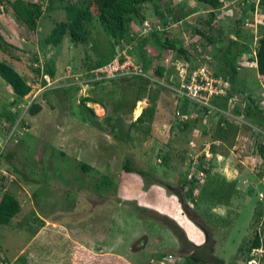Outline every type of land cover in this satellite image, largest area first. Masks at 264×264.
I'll use <instances>...</instances> for the list:
<instances>
[{"label": "rangeland", "instance_id": "rangeland-1", "mask_svg": "<svg viewBox=\"0 0 264 264\" xmlns=\"http://www.w3.org/2000/svg\"><path fill=\"white\" fill-rule=\"evenodd\" d=\"M37 1L43 12L34 35L19 26L10 5L0 1L3 37L0 59L24 76L32 87L30 93L41 106L36 114L26 112L24 120L28 127L23 135L7 139L6 130L20 111L11 87L0 76V195L7 190L21 203L12 221L0 224V264H81L78 258L84 251L88 252L83 247L99 256L108 253L116 256L109 255L105 262L92 264H154L157 257L160 264H178L184 260L182 254L186 250L179 244L172 224L187 239L192 237L196 244L188 241L208 264H246L245 255L237 251L238 246L262 226L252 227L256 203L264 208V197L259 200L260 193L264 196V162L254 143L257 139H253L252 129L240 125L234 147H221L225 154L212 157L213 169L236 168L240 181L244 182L241 177L246 176L247 182L255 185L245 205L241 207L243 197L238 195L229 198L232 204L229 207L218 203L215 199L219 198L218 192L211 206L212 194L217 189L215 182H209L196 207L188 206L185 190L190 185L185 184V178H194L188 153L200 154L206 145L210 146L217 115L200 111L195 121L191 115L197 112L193 101L184 104L183 100L174 99L172 102L168 93H157L152 101L149 97L137 101V80L86 82L87 72L105 63L114 50L102 24L95 19L98 17L87 22L83 41H72L66 34L58 45L47 44L44 39L52 27L66 19L65 6L85 3L84 0ZM155 1L161 15L156 14L149 1L142 6L144 26L139 21L133 22L134 31L148 39L144 51L152 56L149 71L155 72L168 57L164 75L170 76L174 72L172 62L183 59L179 53L148 38L149 34L145 35L149 26L160 21L163 28L157 34L161 41L167 36L176 45L192 48L194 61L208 54L217 64L214 56L219 47L227 45L229 38L247 45L240 53L242 60L237 63L241 69L238 80L231 85L233 96L240 104L246 103L245 98L257 102L264 96V77L248 61L260 35L263 15L259 3L258 9L251 11L248 7L259 0H244V5H239L243 0L225 1L217 11V23L211 28L207 26L209 13L205 3ZM188 13L192 14L184 18ZM241 18L244 22L240 24L237 20ZM168 19L170 23L165 24ZM176 19L180 22L175 23ZM236 27L240 28L237 36L231 32ZM198 29L215 35L213 43L198 35ZM35 68L41 74H35ZM47 80L51 83L46 86ZM67 83L75 84L77 89L65 88ZM54 86L62 87L52 89ZM44 88H51L45 96L41 95ZM84 96L97 100L81 103ZM138 103H141L140 113L147 107L154 108L151 121L146 123H149L146 133L131 126L140 114L135 113ZM173 103L184 104L186 114L176 115L177 106ZM229 114L237 113L229 110L224 114L231 119ZM245 120L264 128V119L245 117ZM164 154L168 156L167 162L162 160ZM211 155L209 151L208 156ZM126 159L130 161L131 172L123 169ZM85 164L90 168H84ZM242 167L251 173L242 172ZM250 175L256 184L250 182ZM103 177L109 179L110 185L105 180L107 185L100 183ZM243 185L242 188L247 184ZM198 188L200 185L195 187L196 191ZM229 188L230 185L226 186L227 191ZM169 252L174 254V259L165 261ZM254 256L256 264H264V249L256 251Z\"/></svg>", "mask_w": 264, "mask_h": 264}, {"label": "trees", "instance_id": "trees-1", "mask_svg": "<svg viewBox=\"0 0 264 264\" xmlns=\"http://www.w3.org/2000/svg\"><path fill=\"white\" fill-rule=\"evenodd\" d=\"M5 1H6L5 3H8L10 5L15 15L16 23L19 26L25 27L27 30L31 32L32 35H34L37 30V20L39 19L40 15L43 12L40 2L37 0H5ZM149 1L153 3L156 14L161 15V11L158 8V3L155 0H84L85 5H81V3L79 2L69 3L65 6L66 19L57 22L52 27L49 34L45 37L44 41L47 44L58 45L63 40V37L66 34L70 36L72 41L75 42L83 41L86 38L87 22H89L90 19L93 18L94 16L95 17L97 16L98 18L95 19H98L102 24L104 31L109 36V41L111 43V46L114 49L111 57L106 62L111 60L119 51L126 50L127 53L130 56H132L133 60L136 63L142 65V68L146 73L153 75V77L154 78L156 77L157 80H150L141 76H125V77H117L113 79H100L93 81H103V80L111 81L117 79L118 80L132 79L135 81L137 80V82H135L136 83L135 86L137 89L135 100L138 101L142 98L149 97L151 99L150 101H152L154 95H157V93L159 94L168 93L171 97L172 102L174 101V99H176L177 101L183 100L182 103L185 104L187 102H190V100L186 96L179 94L175 89H170L168 86L159 83V81L165 80V83L167 85L176 86L178 88L179 86H177L178 83L175 76L170 77L172 74H169L170 76H165L164 74L166 70L165 67L162 65H158V67L154 70L155 72L148 70L152 62V56H150L148 53L144 51L146 41L148 40L146 38L147 36L145 37L144 34L137 33L130 26V21L133 22L139 21L140 23H142V26H144L143 18H145V14L142 12V6ZM192 1L202 2L207 4L208 6L207 13H209L208 14L209 16L206 21H207V26L211 28L213 27L214 23H217V11L223 7L225 1L227 0H192ZM258 3L262 6V12H263L261 18L262 21L260 24L261 30H260V35L257 38L256 47L252 53L253 57L250 59L255 62V68L258 75L264 77V0H259L256 3V5L255 3L251 2L248 9L251 11L256 8L258 9V5H257ZM239 5H244V0L243 3ZM241 7L246 8V6H241ZM170 21L171 19H168L165 24L170 23ZM237 21L240 24L241 21L242 23L244 22L243 18H241L240 21L239 20ZM174 22L177 23L179 22V20L176 19V21ZM157 25H159V27H157ZM164 26L166 27V25ZM162 28L163 26L162 24H160V21L155 22L151 26H149V28H147V34L145 35L149 34L148 38L152 37L154 41L164 44L165 49H170L172 51H175L179 53L183 58V59L177 58L175 60L190 62V66L192 68L198 66L200 63H202V61L203 62L205 61L206 66L214 76H218V77L221 76L228 81V88L226 90L225 95H213L210 98L211 106H214L215 108H219L220 111H216V109L211 111L210 107L202 108L201 106H198L196 103L192 102L196 107L198 106V108L196 107L194 108L196 109L197 112L191 114L195 116L194 118L195 121L197 120V116L199 115L200 111L202 112V114L213 112V115H217L218 119L216 122L215 133L211 135L212 139H211L209 151L212 155L207 157L204 154H202L199 157L198 162L195 164V166H193L196 172L203 171L204 180L203 182H201V184H197L198 180L195 179L193 173L192 175L194 176V178L192 176L186 177L185 184L188 183L190 187L187 191H185V196L188 198L189 202L193 203L192 207L194 208L196 207L197 204L194 201L195 200L194 195H196L195 192L197 193L198 196L196 198L198 202L200 200L199 197L201 196V194L204 193L205 188H208L207 184L209 182H215L216 186L214 187V189L216 188L217 191L214 192V190H212V193L213 192L214 193L212 194L211 206L212 204H215L213 197H216V195L217 194L219 195L220 193L219 198H215L218 199V203L225 204L229 207L232 205L230 203L231 200L229 198L232 199V197L238 195L240 196V198L243 197V199H241L242 202L240 201L241 207H243L247 201L246 198L248 197L252 189L250 187L249 189H246V187L242 188V186L240 187L239 185H237L235 180H228L224 174L213 169L212 157L213 156L217 157L219 153H221L222 155L225 154L224 150H221V147L226 149L234 146L236 142V137L240 130V125H242L239 124L237 121L231 120L226 115H224V111L226 112L227 110H233V112L241 115L243 119H245V117L251 120L264 119V110L261 109L259 105L255 103L250 97L245 98L246 99L245 104L235 103L234 101L232 102V104L229 103V100L233 97V94H235V91L232 90L231 85L233 86V83H236V80H238L240 75L241 68L237 64L239 59L242 60L240 53L243 51L245 46L247 47V45L240 44L238 43V40L229 38L227 45L225 47L224 46L219 47L217 51V56L216 57L214 56V58L217 59V64L213 62L212 55H210V58L207 60L201 58L198 61H194L192 59V55L194 54L190 52V50L192 51V48H189L188 46H183L181 44L176 45V43L170 42L167 36L162 38L164 42L161 41L157 33ZM196 31L198 35L203 36L209 43L211 44L213 43L215 35L213 34L207 35L202 31H200L199 29ZM231 32L235 36L240 35V28L236 27L235 29L231 30ZM1 40H3V37L0 35V49L3 48L1 44ZM134 43L136 44L131 46ZM233 48H235V50ZM105 63L100 64V66L104 65ZM91 70L87 72L86 74L87 78H91L93 76ZM34 71L35 74L40 73L39 68H35ZM0 76L11 87L12 93L14 94V98H13L14 101L16 99L17 101L23 99V97L27 95L32 89L31 85L26 81V79L21 73H19L12 65L7 63V61L1 59H0ZM166 77L167 79H164ZM44 85H46V82L44 83ZM57 87H62V86H54V88L52 89H56ZM76 87L77 86L73 83H67V86L65 88L70 90H76L77 89ZM48 89H44L41 95L45 96V94L48 92ZM149 91L151 92V94H149ZM90 100L94 101L97 99L89 96H84L81 98V103H85ZM182 103H179L180 105H174L173 103L174 107L177 106L174 110L175 114L176 112H179L181 115L186 114V110H185L186 108H184V104ZM239 104L240 107L237 106ZM89 109L93 111L92 108ZM40 110H41L40 103L37 101V98L35 97L28 109V112L30 114H36ZM221 111H223V114ZM153 112H154V108H150V107H147L146 109L142 110V112L137 116V118H135L131 122V126L135 127L136 129L140 128L141 130H145L146 133L149 130V126H148L149 123L148 125L146 123L151 121ZM23 124H26V126L28 127L27 121L23 120ZM184 125L186 126L187 123L185 122ZM253 136H255L254 132H253ZM254 138L257 139L254 140V143L257 145V150L259 152V155L261 156L264 162V144L259 140L258 137H254ZM162 160L163 162H167L168 156L165 154L162 155ZM83 167L86 169L90 168L89 165L86 164L83 165ZM123 169L127 172H131L133 170L130 161L128 159L125 160L123 164ZM189 169L190 170L192 169V165H189ZM105 178L106 177H103L100 183L103 182V184L106 183L109 184L110 182L109 179L108 178L105 179ZM103 180H105L106 183ZM197 185H200V189L198 188V190L196 191L195 187ZM229 185L230 188L227 191L226 186ZM259 200L261 199L259 198ZM209 202L208 204H210ZM189 204L188 206H190ZM20 209H21V203L19 199L16 197V195L12 192L4 190L0 195V224H5V225L9 224L13 220V218L19 213ZM263 215H264V208H262L261 204H258L257 202L253 211L252 227L258 228L257 227L258 225H262L263 227L262 226L259 227L258 231L255 230L251 238L246 239L243 243H241L238 246L237 251L242 252L245 255V259H244L245 261L251 259L255 254V252L258 251V249H264ZM36 219L38 218L35 217V221ZM171 226H173L176 232L175 234L179 239L181 246L183 247V249L186 250V253L184 254V260L182 259L180 262L177 263L207 264L208 262L205 260L202 254H200V252L197 253L198 252V250H196L197 248H193L195 246H193V244L188 241L185 234L181 230H178V228L173 224ZM168 254H172L174 256V254L171 252L167 253V255ZM107 256L104 255L93 256L89 252L84 251L77 261L81 262V264H92V262H105V258ZM1 259L2 261H7V258H1ZM22 261L23 259L21 260V262ZM232 264H238V262H233Z\"/></svg>", "mask_w": 264, "mask_h": 264}, {"label": "built area", "instance_id": "built-area-1", "mask_svg": "<svg viewBox=\"0 0 264 264\" xmlns=\"http://www.w3.org/2000/svg\"><path fill=\"white\" fill-rule=\"evenodd\" d=\"M157 27L159 26L157 25ZM251 57H253V54L251 55ZM202 58L207 60L210 58V55L203 54ZM166 61H169L168 58H166ZM248 61H251L250 63L255 65V62L250 58ZM172 64L174 66V73L170 77L175 76L178 83L177 86L179 87L177 88L176 86L167 85L165 83V80L159 81L160 84H164L170 89H175L179 94L186 96L189 100H192L194 103H196L198 106H201L202 108L210 107L211 111L214 109H216V111H220L219 108L211 106L210 98L213 95L226 94V90L228 88V81L226 79L221 76H214L206 66L205 61H202V63H200L195 68H192L190 66V62L182 60H175L172 62ZM91 72L93 73V76L91 78H86V82H92L93 80L100 79H113L125 76H141L150 80H157V78H154L153 75L146 73L143 70L142 65L136 63L133 60L132 56H130L126 50L119 51L111 60H109L102 66L92 69ZM50 83L51 81L47 80L46 86ZM27 95H29V97L25 95L23 99L17 102L16 106L19 109L20 113L9 127V130H6L7 139L11 136L14 138L16 136H21L27 130V126L26 124H23V120L25 118L26 112H28V109L33 99L35 98V96L32 95V93L30 92ZM233 101L236 103V99L234 98V96L229 100V103L232 104ZM255 103H257L259 107L264 110V96ZM221 112L223 113V111ZM226 112H229V110H227ZM226 112L224 111V114H226ZM176 115H178L179 117L182 116L179 112H176ZM229 115L232 117V120L237 121L239 124L246 125L247 127L249 126L255 134L253 138L258 137L259 140L264 144V140H262L264 139V128L256 127L255 125L243 119V117L239 114ZM209 148L210 146L206 145V147L203 148L205 151L200 152V154L196 152L188 153V161L190 162L189 164L192 165L191 173L194 174L195 179L198 181L204 179V173L203 171L196 172L193 166H195V164L198 162L199 157L202 154L209 157ZM259 197L260 199H262L264 196L262 193H260ZM173 259L174 256L172 254H168L166 255V257H164L165 261H172ZM160 263L161 262L159 261V258H157L156 262H154V264ZM246 264H256V257L253 255L251 259L246 261Z\"/></svg>", "mask_w": 264, "mask_h": 264}, {"label": "crops", "instance_id": "crops-1", "mask_svg": "<svg viewBox=\"0 0 264 264\" xmlns=\"http://www.w3.org/2000/svg\"><path fill=\"white\" fill-rule=\"evenodd\" d=\"M192 13H190V14H188V15H186L185 16V18H187L189 15H191ZM180 22V21H179ZM130 26H131V28H133V29H135V25L133 24V21H130ZM190 52H191V50H190ZM166 58H168V57H165V59ZM165 59L163 60V63H161V65L162 66H164L165 67V70L167 71V61H165ZM169 59V58H168ZM165 71V72H166ZM44 73V72H43ZM44 75H47L46 73H44ZM48 76V75H47ZM10 87V86H9ZM45 89V88H44ZM43 90V89H42ZM44 91V90H43ZM42 92V91H41ZM239 132H240V130H239ZM238 136V135H237ZM236 139H237V137H236ZM234 147V146H233ZM229 149V148H228ZM219 155H222L221 153H219ZM224 155V154H223ZM261 157V156H260ZM239 165H241V164H239ZM238 165V166H239ZM242 166V165H241ZM241 169H243L242 170V172H248L249 174L251 173L250 171H249V169L246 167V168H244V167H242ZM215 170H217V171H219V172H221L222 174H224L226 177H227V179L228 180H235L236 181V183H237V185H239L240 187L241 186H244L243 184L244 183H246L247 185H245V187H248V189H249V187L252 189L253 187H255V185H252V184H250L249 182H247L248 180H249V178H247L246 176H243V177H241V178H243L244 179V182L241 180H239V174H238V169H236V168H229V167H227V166H223V167H219V168H216ZM225 170V171H224ZM263 171V170H262ZM264 172V171H263ZM251 176V175H250ZM251 179L252 180H250V182H252V183H254V184H256L255 182H254V180H253V178H252V176H251ZM259 180H261L260 178H258ZM188 184V183H187ZM186 184V185H187ZM189 186V185H188ZM187 186V187H188ZM257 187V186H256ZM188 189H186L185 191H187ZM196 193V192H195ZM197 194V193H196ZM177 198H179L180 199V197H177ZM188 199V198H187ZM195 200V202L197 203V200H196V198H194ZM187 204H189L190 202L188 201V202H186ZM190 205V204H189ZM193 206V205H192ZM192 206H190V207H192ZM183 213H185L184 212V210L182 211ZM188 240L190 241V242H192V243H195L196 244V242H194V240H192V237L191 236H188ZM139 242H141V240H139ZM179 244H180V241H179ZM144 246H146V245H144ZM80 247H82V246H80ZM181 247V246H180ZM179 247V248H180ZM82 249H85V250H87L90 254H92L93 256H97V254L96 253H94V251L92 250V249H89V248H82ZM105 255H110V256H114V257H116L115 256V254H111V253H108V254H105ZM183 256H184V254H182ZM208 264V263H207Z\"/></svg>", "mask_w": 264, "mask_h": 264}, {"label": "bare ground", "instance_id": "bare-ground-1", "mask_svg": "<svg viewBox=\"0 0 264 264\" xmlns=\"http://www.w3.org/2000/svg\"><path fill=\"white\" fill-rule=\"evenodd\" d=\"M140 105H141V103H138V106H137V108H136V110H135V113H136L137 115L140 113Z\"/></svg>", "mask_w": 264, "mask_h": 264}, {"label": "water", "instance_id": "water-1", "mask_svg": "<svg viewBox=\"0 0 264 264\" xmlns=\"http://www.w3.org/2000/svg\"><path fill=\"white\" fill-rule=\"evenodd\" d=\"M190 205L192 206V205H193V203H191V202H190Z\"/></svg>", "mask_w": 264, "mask_h": 264}, {"label": "clouds", "instance_id": "clouds-1", "mask_svg": "<svg viewBox=\"0 0 264 264\" xmlns=\"http://www.w3.org/2000/svg\"><path fill=\"white\" fill-rule=\"evenodd\" d=\"M47 82V81H46Z\"/></svg>", "mask_w": 264, "mask_h": 264}]
</instances>
